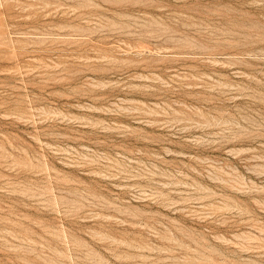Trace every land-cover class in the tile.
I'll list each match as a JSON object with an SVG mask.
<instances>
[{"label": "rangeland", "instance_id": "obj_1", "mask_svg": "<svg viewBox=\"0 0 264 264\" xmlns=\"http://www.w3.org/2000/svg\"><path fill=\"white\" fill-rule=\"evenodd\" d=\"M0 264H264V0H0Z\"/></svg>", "mask_w": 264, "mask_h": 264}]
</instances>
